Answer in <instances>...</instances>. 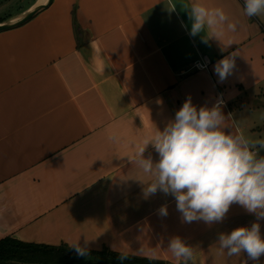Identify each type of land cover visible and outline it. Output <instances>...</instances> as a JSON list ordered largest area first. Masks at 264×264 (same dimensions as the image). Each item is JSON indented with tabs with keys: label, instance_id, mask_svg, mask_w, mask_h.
Masks as SVG:
<instances>
[{
	"label": "crops",
	"instance_id": "obj_1",
	"mask_svg": "<svg viewBox=\"0 0 264 264\" xmlns=\"http://www.w3.org/2000/svg\"><path fill=\"white\" fill-rule=\"evenodd\" d=\"M193 2L223 8L238 22L237 31H225L224 43L234 42L226 51L214 38L206 44L203 33L189 34ZM243 4L52 0L1 32L0 240L75 250L68 243L79 239L91 252L182 264L168 250L179 236L193 247L195 264H243L246 254L229 257L217 238L250 226L254 215L233 204L222 223H184L173 197L144 196L143 184L154 178L134 162L188 98L197 107L223 99L233 133L264 138V15L247 18ZM230 53L235 68L221 82L214 65ZM201 60L207 68L195 70ZM144 156L158 159L151 144Z\"/></svg>",
	"mask_w": 264,
	"mask_h": 264
},
{
	"label": "clouds",
	"instance_id": "obj_2",
	"mask_svg": "<svg viewBox=\"0 0 264 264\" xmlns=\"http://www.w3.org/2000/svg\"><path fill=\"white\" fill-rule=\"evenodd\" d=\"M187 11L192 37L203 33L202 42L206 44L214 38L221 51L234 44L231 40L224 43L223 37L225 31H237L238 22L230 21L223 8L193 2ZM243 13L247 18L264 15V0H244ZM235 56L230 53L214 65V73L221 82L232 74ZM223 104V99H218L211 107H197L191 98L186 99L164 129H157L155 136L142 144L134 162L154 178L146 186L143 184L144 196L159 191L173 197L184 223L202 221L209 226L222 223L233 204L254 215L256 220L250 226L219 233L217 243L229 257L246 254L243 264L249 260L258 264L264 256V236L259 223L264 220V156L260 155L264 151V138L250 139L233 133ZM109 139L118 137L113 134ZM149 144L158 154L155 161L144 156ZM157 213L166 217L168 206L162 205ZM68 244L78 255L88 254L79 239ZM168 250L182 264H195L193 247L181 237H172ZM127 258V254L120 253V260Z\"/></svg>",
	"mask_w": 264,
	"mask_h": 264
},
{
	"label": "trees",
	"instance_id": "obj_3",
	"mask_svg": "<svg viewBox=\"0 0 264 264\" xmlns=\"http://www.w3.org/2000/svg\"><path fill=\"white\" fill-rule=\"evenodd\" d=\"M120 254L102 250L88 251L87 255H78L76 250L66 247H42L21 243L4 238L0 240V264H74L76 260L99 257L93 264H164L143 258L127 256L119 259Z\"/></svg>",
	"mask_w": 264,
	"mask_h": 264
},
{
	"label": "rangeland",
	"instance_id": "obj_4",
	"mask_svg": "<svg viewBox=\"0 0 264 264\" xmlns=\"http://www.w3.org/2000/svg\"><path fill=\"white\" fill-rule=\"evenodd\" d=\"M36 0H5L0 2V20L8 21L11 20L9 17L14 16L15 19L18 17L23 9H26L30 4L34 3ZM9 18V19H8ZM7 19V20H5ZM100 259L99 257H93L89 259L76 260L74 264H93Z\"/></svg>",
	"mask_w": 264,
	"mask_h": 264
},
{
	"label": "water",
	"instance_id": "obj_5",
	"mask_svg": "<svg viewBox=\"0 0 264 264\" xmlns=\"http://www.w3.org/2000/svg\"><path fill=\"white\" fill-rule=\"evenodd\" d=\"M51 1L52 0H46L45 3L30 8L25 13L19 15L15 19L0 23V33L23 25L31 18H33L36 14H38L40 11L46 9L50 5Z\"/></svg>",
	"mask_w": 264,
	"mask_h": 264
},
{
	"label": "built area",
	"instance_id": "obj_6",
	"mask_svg": "<svg viewBox=\"0 0 264 264\" xmlns=\"http://www.w3.org/2000/svg\"><path fill=\"white\" fill-rule=\"evenodd\" d=\"M208 62L206 60L197 61L193 64L195 70H204L207 68Z\"/></svg>",
	"mask_w": 264,
	"mask_h": 264
},
{
	"label": "bare ground",
	"instance_id": "obj_7",
	"mask_svg": "<svg viewBox=\"0 0 264 264\" xmlns=\"http://www.w3.org/2000/svg\"><path fill=\"white\" fill-rule=\"evenodd\" d=\"M45 1L46 0H37V4L36 5L43 4V3H45ZM36 5H34V6H36Z\"/></svg>",
	"mask_w": 264,
	"mask_h": 264
}]
</instances>
